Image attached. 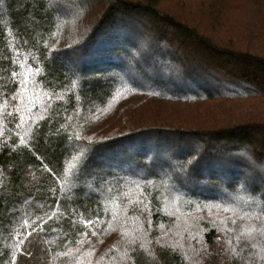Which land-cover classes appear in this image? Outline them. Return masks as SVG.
Segmentation results:
<instances>
[{"label":"trees","instance_id":"obj_1","mask_svg":"<svg viewBox=\"0 0 264 264\" xmlns=\"http://www.w3.org/2000/svg\"><path fill=\"white\" fill-rule=\"evenodd\" d=\"M216 1L0 0V264H264V0Z\"/></svg>","mask_w":264,"mask_h":264},{"label":"snow or ice","instance_id":"obj_2","mask_svg":"<svg viewBox=\"0 0 264 264\" xmlns=\"http://www.w3.org/2000/svg\"><path fill=\"white\" fill-rule=\"evenodd\" d=\"M241 219H244V217H241ZM92 223H93V222H92L91 220H88V221L86 222V225H85V226H87V225H91ZM232 223L235 224L236 221L233 220ZM252 231H253V229H249L248 232H247V234H248V235H251V234H252ZM244 234H245L244 232L241 233V235H244Z\"/></svg>","mask_w":264,"mask_h":264},{"label":"rangeland","instance_id":"obj_3","mask_svg":"<svg viewBox=\"0 0 264 264\" xmlns=\"http://www.w3.org/2000/svg\"><path fill=\"white\" fill-rule=\"evenodd\" d=\"M216 3H218V4H224L223 0H218V1H216Z\"/></svg>","mask_w":264,"mask_h":264}]
</instances>
